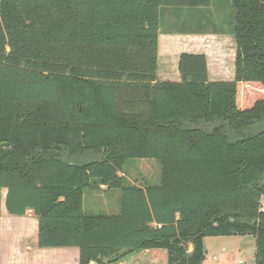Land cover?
<instances>
[{
  "label": "trees",
  "instance_id": "trees-1",
  "mask_svg": "<svg viewBox=\"0 0 264 264\" xmlns=\"http://www.w3.org/2000/svg\"><path fill=\"white\" fill-rule=\"evenodd\" d=\"M229 2L234 80L183 53L171 83L157 81L161 10L212 0H0V208L6 190L9 215L31 211L39 248L202 264L204 238L252 235L264 264V0ZM135 159L159 161V185L118 175ZM102 186L119 212L85 216Z\"/></svg>",
  "mask_w": 264,
  "mask_h": 264
},
{
  "label": "rangeland",
  "instance_id": "rangeland-1",
  "mask_svg": "<svg viewBox=\"0 0 264 264\" xmlns=\"http://www.w3.org/2000/svg\"><path fill=\"white\" fill-rule=\"evenodd\" d=\"M161 15L162 32H218L230 28L235 10L229 0H212L211 5L206 8H163ZM199 46L200 50L212 55L214 47L202 44ZM228 52L227 50L226 53ZM160 174L161 166L156 159H135L118 173L130 185L135 186L159 185ZM5 193L2 190V196ZM261 208H264V197L261 199ZM82 210L85 216L117 214L120 210V190H105L102 187L86 190L82 195ZM202 245V264H241L239 261L242 264H254L255 238L252 235L206 237ZM122 261L124 264H167V252L162 249L141 251Z\"/></svg>",
  "mask_w": 264,
  "mask_h": 264
},
{
  "label": "crops",
  "instance_id": "crops-1",
  "mask_svg": "<svg viewBox=\"0 0 264 264\" xmlns=\"http://www.w3.org/2000/svg\"><path fill=\"white\" fill-rule=\"evenodd\" d=\"M230 32V28L218 32L159 31L157 81L180 82L177 65L183 53L205 56L209 82L233 81L236 45ZM201 44L214 47L212 55L200 50ZM102 189L106 190L105 186ZM5 196L6 193L2 196L0 208V264H79L78 248H39L37 219L31 211L22 217L9 215ZM116 264L124 262L121 260Z\"/></svg>",
  "mask_w": 264,
  "mask_h": 264
},
{
  "label": "built area",
  "instance_id": "built-area-1",
  "mask_svg": "<svg viewBox=\"0 0 264 264\" xmlns=\"http://www.w3.org/2000/svg\"><path fill=\"white\" fill-rule=\"evenodd\" d=\"M239 263H241V264H242V261H239Z\"/></svg>",
  "mask_w": 264,
  "mask_h": 264
}]
</instances>
